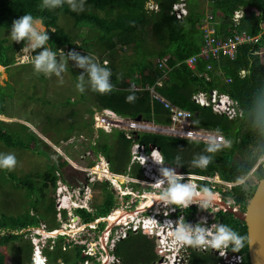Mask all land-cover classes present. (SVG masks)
<instances>
[{
    "label": "trees",
    "instance_id": "trees-1",
    "mask_svg": "<svg viewBox=\"0 0 264 264\" xmlns=\"http://www.w3.org/2000/svg\"><path fill=\"white\" fill-rule=\"evenodd\" d=\"M179 1L82 0L87 7L83 5L82 11H72L66 2L60 7L49 10L41 8L42 0H0V66L5 68L6 72H10L11 78V81L8 80L5 85L0 84V114L10 115L8 103L14 100L20 81L12 77L14 72L19 71L17 67L12 66L16 62V51L21 49L24 43L23 41L11 43L8 39L2 38L1 33L10 31L13 20L22 15L31 14L34 18H42L44 28L49 30L50 41L47 46L52 50H72L77 47L85 51L90 41L91 47L98 43L110 58V60L102 59L101 64L106 61L107 67L111 69L110 80L114 84V89L110 93L99 94L88 86L92 97H85L83 94L78 100L86 103L85 111L90 115V119L82 117L81 120L79 118L72 120L70 115L74 116L75 111L64 115L67 120L59 119V117L52 119L45 108L38 113V116L44 117L46 121L49 120L52 126L65 125L59 131L64 135L62 141H69L72 137H79L82 131H87L90 134V140L86 152L93 155L95 159L104 157L109 163L110 170L120 175L142 178L139 164L131 163L133 145L139 144L147 152L151 145L157 146L163 156L165 168L174 169L177 173L210 177L218 175L223 181L229 183L241 181L264 155V120L257 119L256 115L257 111H264V64L261 57V54L264 55V33L257 42L238 46L233 58L224 54L217 59L201 56L197 60L196 67L190 68L186 61L191 56L199 54L205 43L202 26L207 13L199 10L198 0H186L187 15L179 19L172 11L173 6ZM207 1L210 5L208 14L217 21L219 38L230 36L229 28L233 27L234 14L239 10H242L244 15L238 24L237 32L239 34L246 32L251 37L260 35V24L264 21V0ZM80 4H77L78 7ZM151 4L157 9H151L149 7ZM61 18L72 20V33L60 26ZM81 28H86V37L79 44H74L77 33H74L73 29L78 31ZM127 47L132 49L130 56L124 52L117 55ZM135 51L137 57L134 55ZM164 59H166V67L159 69V62ZM209 64L212 65L211 70L207 69ZM30 66L32 67L31 64ZM243 69L248 70V74L241 78L240 71ZM161 72L167 74L163 75ZM160 80L163 82L162 86L157 85ZM225 80L230 82L227 83ZM132 84L139 89L134 90ZM151 88L172 104L194 114V125L197 128H205L223 135L230 147L222 148L215 153L213 162L207 169L201 170L191 167V163L194 156L198 158L201 154L211 155L203 151L204 142L152 133H136L131 138H127L124 132L118 130L111 133L104 130L95 132L91 118L94 110L99 109H111L131 119L140 118L156 124H169L168 111L160 100L152 96ZM214 89L230 95L237 102L241 115L229 120L223 115L214 113L212 109L203 108L194 102L195 94L210 92ZM130 95L134 97L132 101L126 99ZM28 98L41 101L43 105H47L46 107L51 104L50 99H44V95L37 97L36 92ZM75 103L77 101L67 98L61 106L65 110L67 106ZM55 107L56 105L53 106ZM35 116L27 118L26 122L32 124L33 118L39 120ZM43 126L40 131L46 136L49 134V129ZM76 131L80 133L74 135ZM95 133L96 137H94ZM50 139L55 146L60 145V138L50 136ZM0 144L6 150H22L47 159L44 171L35 174L18 177L14 171L2 170L0 187L11 186L18 191L24 190L27 199L22 203L23 212L18 217L15 219H12L13 216L0 217V230H11L9 236L0 238V247H2L11 240H16L20 244L23 242L22 235L12 234L16 229L38 225L41 221L48 222L49 219L55 222L54 192L59 179L58 173H62L67 162L59 156L56 161H51L50 157L57 155L52 146L23 123L0 120ZM256 175L259 180L264 178L262 164L257 169ZM86 183L87 180L84 179L81 184L83 186ZM81 184L77 186L82 187ZM202 185L209 190L212 187L216 188L208 181L198 180V187ZM97 186L103 192L102 203L93 204L95 210L92 213L82 209L77 210V214L81 215L86 222L107 216L116 206L114 193L109 183L97 182L93 188ZM243 187L244 184H240L232 186L226 192H223L221 188L217 190L223 193L224 199L233 198L238 208L245 211L257 185L251 191H245ZM193 210H195L194 207L187 209L186 212ZM215 217L219 224L229 226L244 237L243 246L239 250L233 251L231 244L227 250L230 255L242 257L239 264H250L245 223L236 219L232 213L223 210L219 211ZM20 244L16 245V253L18 251L20 256H23L22 264H26L32 247L30 243ZM58 246L61 247L62 242H59L56 248ZM76 250L74 258L76 264L90 259L89 256L85 259L81 257L80 248ZM47 252L51 251L46 250ZM114 253L123 264H154L159 257L154 243L142 231L137 233L129 231L127 238L118 242ZM47 255L51 257L49 253ZM188 255L189 264H218L221 260L211 251L195 248H191ZM61 259L66 264L71 263L67 254H63ZM0 264H6V256L1 252Z\"/></svg>",
    "mask_w": 264,
    "mask_h": 264
},
{
    "label": "clouds",
    "instance_id": "clouds-1",
    "mask_svg": "<svg viewBox=\"0 0 264 264\" xmlns=\"http://www.w3.org/2000/svg\"><path fill=\"white\" fill-rule=\"evenodd\" d=\"M181 1L182 0H180L177 4H179ZM65 2L69 5L70 10H72V11H78V10L82 11L83 10L82 0H81V4L79 5V7H78L77 3L75 2V0H42L41 8H47V9L51 10V9L60 7ZM184 2L186 4V0H184ZM151 5H153V4H151ZM186 10H187V7H186ZM173 14H175V13L173 12ZM51 31H53V30H51ZM48 32H49V30H46L43 26L42 18H40V17L34 18L31 14H25V15H22L19 18L12 21L10 32H9V37H10L12 42H15V43H20L22 41L24 42L20 52L16 53V58H17L18 63H20V64H25V63L31 64L33 66V70L37 74L42 73L46 77L54 74L57 77H60L61 73L64 72L66 69L65 54H64L63 50L56 49L54 51L50 47L47 46L48 42L50 41V37H49ZM37 49H41V50L39 52H36ZM33 53H35V54H33ZM58 57H59V59H58ZM67 59L75 61V65H74L75 67H77L79 69H83V71L78 75V80H77V83L75 85L76 89L79 92L83 93L85 91V85L86 84H87V86H89L91 88L92 91H95L99 94L110 93L114 89V84L110 80V77L112 76V71L109 67H107L106 62H105V64L102 65L99 62V60H97L92 55H89V54L82 55L81 53H78L75 51H69L67 53ZM209 65L212 66L211 64H209ZM242 71H245V76H246L248 74V70L243 69L240 71V77L244 78L245 76L242 77V75H241ZM85 77H87V80L85 79ZM206 79L209 80V77L206 76ZM61 82H62V80H61ZM227 83H229V82H227ZM214 90H216V89H214ZM216 91H218V90H216ZM219 93H221V92H219ZM197 94H195V95H197ZM223 94H226V93H223ZM230 98H231V96H230ZM126 99L128 101H132L134 99V97L130 95V96L126 97ZM194 102H195V100H194ZM203 108L212 109L211 107H203ZM104 110H110L112 112H115L111 109H102L99 112H98V110H95L94 114L91 118L94 129L104 130L102 128H97L95 126V118H94L97 113L98 114L102 113V111H104ZM212 111L214 112L213 109H212ZM216 114H218V113H216ZM117 115L121 116L122 118H127V117H123L120 114H117ZM256 115H257V119L264 120V111H257ZM127 119H131V118H127ZM139 120H142V119H139ZM115 130H117V129H115ZM115 130H112L111 132H113ZM118 131H121V130H118ZM105 132H107V131H105ZM111 132H107V133H111ZM121 132H124V131H121ZM135 134L136 133H133V135H135ZM189 135H191V134H189ZM126 136H127V134H126ZM41 138L44 139L43 137H41ZM47 143H48V141H47ZM48 144H50V143H48ZM227 147H230V144H229V142L224 141L222 137H209L205 142V147H204L203 151L207 152L211 155L201 154V155H199L198 158H196L194 156L192 163H191V167L199 168L201 170L207 169L209 164L212 163L214 160V154L217 153L218 151H220L222 148H227ZM158 152L159 153L156 154L155 152L153 153L149 150L146 154L149 157H151V155H153V157H154L153 163L161 166L158 170L161 173V177H167V181H165L161 177H155L154 178L155 179V185L154 186L156 188H160L162 185L167 183L168 187L166 190L161 191L155 197V199L158 202L163 201L164 206L176 205L180 209L189 208V206L191 204L196 203L197 201L200 202V204H199L200 208L210 207L211 204L219 198L215 193H213L210 190L217 189V185L225 184L224 185L225 190H224V188H221V187L220 188L222 189L223 192H226L232 186L237 185V184L240 185V183L243 182L250 175L251 172H252V174L255 173L257 171V169L260 167V165H257L258 167L255 169V167H256V165H255L254 168H252L251 171L247 174V176L237 183H229V182L223 181L218 175H215L212 177L201 176V177H210V178L218 177V180L220 183H217L216 181L212 182V181H208V180H203V181L210 182L216 188L212 187V189L209 190L208 187L202 185L200 188L198 187L199 191H197L196 188L198 186V180L195 179V177L193 176L194 174L177 173V172H175L174 169L165 168L164 163H163V156H161L160 151H158ZM176 159H178V157ZM97 160H98V162H96V163H97V165H99V162H100L99 158ZM16 163H17V161H16V157L14 154H12V153H8V154L0 153V169H8L9 171H12L13 168L15 167ZM95 164L91 165V167L95 166ZM139 166H140V164H139ZM109 170H110V167H109ZM141 171H142V169H141ZM110 172H112V171L110 170ZM112 173H114V172H112ZM195 176H197V175H195ZM59 182L60 181H57L55 192H54V202H55V209H56L55 225L58 224V227H52L48 223V225H49L48 229L49 230L59 229L61 231L69 232L68 233L69 235H63L62 234V235H58L57 238H55L57 244L59 242H62L61 247L66 248L65 250L68 249L67 246H71V245L75 246L74 249L80 248L82 250L84 248V246L86 245L84 240L88 239L84 232L86 229H88L92 226H89L87 224H84V223L78 221L80 215L77 214V210H79V209L86 210V209L85 208L73 209L70 203H71V201H74V200H75V202L79 201V203H82L83 199L85 198V194L83 192H81L80 195L76 196L72 190V186L66 183L69 186V188L60 193V195H63L65 197V199L63 201L65 208L63 209V211L61 213H59L57 210V207H56V194L58 192ZM97 182H103V181L97 180L94 182V184H96ZM195 183L197 184V186ZM94 184L89 183V186L93 187ZM226 185H228L229 187ZM109 186H110V184H109ZM221 194H223V193H221ZM128 197L129 196H127V198ZM229 198H227V200ZM88 200H92V198H89ZM65 202H66V204H65ZM164 210L165 209L160 208V212L156 213V215H158L159 219L164 217L163 216ZM70 211H71V213L73 211L75 212L74 215L72 214L73 217L71 214H69ZM172 211H175V208H173ZM58 214L60 215V217L58 216ZM67 214L71 217L70 220L74 219L73 223L72 222L69 223L67 220H65V221L60 220L62 218V216H64V218H66ZM148 215H149V213H148ZM215 219H216V217H215ZM44 222H46V221H41L38 225L28 226V227H25L22 229H27V228H31V227H38ZM75 222H77V223H75ZM130 224H132V221H130ZM163 226L166 229H170V231L168 232V235L171 237L173 244L190 245L189 250L191 248L196 249L197 247L198 248L211 247L214 249H221V248H226L231 244L232 250L237 251L243 246L242 242L244 240V237L239 235L236 231H234L232 228H230L229 226H227L225 224L212 225V228L215 229L214 232L212 231V228L201 227L200 224H197L195 227H193L192 225L184 222L180 218H178L175 221H173L171 219H166L165 221H163ZM118 227H122V229H120ZM123 227L125 228L123 223H121L118 226H114L112 233L109 234V236H108V239L105 238L106 233H107L106 232L105 234L102 233V236L100 237V242H91L90 244L92 245V247L95 248L94 249L95 253L89 252L88 249L91 247V245L89 248H88V246H86L89 255H86L84 251H81V257L85 259L86 257L89 256L90 259H87L84 262H81L79 264H86V263L87 264H99L100 261L97 260V258H100V253H102L103 256L105 255L104 264H115L113 256H116V254L114 253V250H112V249L116 248V245L118 244V242L127 238L128 232L131 231L129 229V230H127L126 236H124V237L120 236L119 238H116V232H120L121 230H123ZM95 229H97V228H95ZM100 229H102V228H100ZM18 230H14L12 232V234H14V232H16ZM73 231L74 232L78 231V232H77V235H74L73 237H71V234L73 233ZM91 231H95V230H91ZM140 231H142V230H140ZM113 234H114V236H113ZM17 235H22V238L24 240V238H25L24 234H17ZM36 236L40 237L41 235L36 234ZM110 238H111V240H110ZM26 239L28 240V242L30 243V245L32 247L31 255L29 258L30 261L27 262L26 264H33V263L38 264V256L42 259L43 264H49L48 258L44 254L43 255L37 254V257L35 256V258H34L33 243L29 240V238H26ZM49 240H52V239L50 238ZM104 240L107 241L106 246L108 245V242H111V241L113 242L111 244H114V247L111 244L108 245L109 252H107L106 250L104 251L101 247V246H103L105 248V246H104L105 243L103 242ZM64 242H65V245H64ZM57 244H55V246H53L51 249L48 247L44 248L43 252L45 250L52 251L57 246ZM183 248H184V246L180 247L177 251L171 252L169 254V258L168 257H161V258L164 259L165 262H167V263L171 262L170 264H178L179 263L178 258L181 259L180 255H182ZM116 257H118V256H116ZM44 258H46V261L44 260ZM58 260H60V259H57V261ZM57 261H56V264H63L61 262L57 263ZM61 261H62V259H61Z\"/></svg>",
    "mask_w": 264,
    "mask_h": 264
},
{
    "label": "built area",
    "instance_id": "built-area-1",
    "mask_svg": "<svg viewBox=\"0 0 264 264\" xmlns=\"http://www.w3.org/2000/svg\"><path fill=\"white\" fill-rule=\"evenodd\" d=\"M151 9H157L156 6L151 5ZM173 12L175 13L177 18H182L186 16L187 10H186V4L184 0H182L179 4H176L173 6ZM244 15V12L242 10H239L235 12L233 17L232 25L233 27L229 28L230 36L225 38H219L217 35V21L211 14H207L206 18L204 20V24L202 26V29L204 30L205 35V43L202 46L200 53L192 56L186 61V64L190 68H195L197 64V60L201 56H205L207 58H214L217 59L220 55L224 54L231 58L235 56V52L238 48V46H241L245 43H254L257 42L258 39L261 37V35L264 33V21L261 22L260 28L261 33L259 36L251 37L246 32L238 33L237 27L240 23L242 17ZM166 67V59L159 62V69H163ZM208 70L212 69V66L208 65ZM163 75H166V72H161ZM242 77L245 76V71L241 72ZM227 82H230V80H226ZM162 81H158L157 85L162 86ZM132 88L134 90L139 89L135 85L132 84ZM150 92L152 96L160 100L163 103V106L165 110L168 111V114L170 116V123L167 125L163 124H156L153 121H144V120H136V119H127L122 118L121 116L117 115L115 112H112L110 110H104L102 113H97L95 115V126L97 128H102L107 132H111L112 130H121L124 131L127 134V138H131L133 133H152V134H159V135H165L170 137H176L180 139L190 140V141H200V142H206V140L209 137H222L224 141H227L223 135L220 133H216L212 130H208L205 128H197L194 125V115L185 109H182L180 107H177L176 105L172 104L168 100L164 99L160 95H158L154 88L150 89ZM195 102L199 104L202 107H211L215 113H218L220 115L225 116L227 119L232 120L236 117L241 115V110L238 107L237 102L232 100L229 95L227 94H221L216 90H212L211 92H200L197 95L193 97ZM191 134V135H189ZM228 142V141H227ZM132 158L131 163H138L141 166L142 173L144 177L142 179H137L134 177H131L130 175H122L123 178H125L124 183H121L119 180V174L112 173L109 170V163L107 160H105L104 157H99V165L97 163L95 166H92L88 170V176H87V183L83 185L82 187H76L72 190L75 193V195H80L81 192L85 194V198L83 199L82 203L71 201V206L73 209L76 208H85L88 212L92 211L91 206V200H88L89 198H92V187L89 186V183L94 184L95 181H103L108 182L110 184V189L113 191L115 198L119 200H123L127 196H131V201L129 202L130 207L134 205L135 208V217L132 218V216L129 217V222H123L119 219L114 222L113 224L107 223V233L105 238L108 239L109 234L112 233L113 227L118 226L121 223L124 224L125 228L121 230L120 232H116V238L124 237L127 235V230H131L133 233H137L140 230L144 234H147L148 236H155L157 241H159L161 244H158L157 247V253L160 257H168L169 254L173 251H177L180 247H183L182 255H180L181 259L178 258L179 263L178 264H189L188 263V252L190 245H176L173 244L171 237L168 235V232L170 229H166L163 226V221L166 219H170L168 216L169 213H178L180 219H182L184 222L189 223L193 227L196 226V222L200 223L201 227H206L207 224L206 220L198 221L194 220L195 218H198L194 211H204L205 208L199 207V201L196 203H193L189 206V208L186 209H180L176 205H168L164 206V202L160 201L158 202L155 197L163 190H166L168 187V184L165 183L160 188H156L155 185V177H161V173L159 172L160 165L154 166V164H151L150 157L146 154L147 151H145V148L139 144H134L132 148ZM157 152L156 149H154L151 152ZM148 158V159H147ZM145 159V160H144ZM150 162V163H146ZM153 166L155 168H153ZM153 168L154 170H151ZM196 180H208V181H216L218 180V177L216 178H210V177H201V176H195ZM165 181H167V177H161ZM216 179V180H215ZM219 182V180H218ZM181 183V182H180ZM222 183V182H221ZM136 184L140 186V188H133L132 185ZM196 184V183H195ZM197 186V184H196ZM69 186L67 184H64L62 182H59L58 185V192L56 194V207L59 213L63 211L65 208V205L63 203L65 197L63 195H60L61 192L67 190ZM197 191H199L198 186L196 188ZM142 200V201H141ZM143 202V203H142ZM138 203L137 206L135 204ZM147 205V206H144ZM195 208V210L189 212V216H191V219H186V210L190 208ZM160 208L165 209L166 211L163 212L164 217L159 219L158 215L156 213L160 212ZM175 208V211H172V209ZM117 209H114L113 212H115ZM149 213L148 216L143 217L141 212ZM132 213V212H131ZM71 211H70V213ZM113 214V213H112ZM133 214V213H132ZM140 214L142 216H140ZM60 217V215L58 214ZM213 216V215H212ZM73 217V215H72ZM110 216L108 217V219ZM177 218V219H178ZM210 220V217H207ZM177 219H171L173 221ZM186 219V220H185ZM214 219V220H213ZM81 220L79 217L78 221ZM213 225L219 224V221L215 219L213 216ZM108 221V220H107ZM128 221V219H127ZM130 221H132V224H130ZM195 221V222H193ZM71 222H74V219L71 220ZM97 222V219L94 221ZM86 226V225H85ZM84 226V227H85ZM91 226V225H90ZM93 226V225H92ZM95 227V226H93ZM160 230H165V234L167 235V238H160ZM214 232L215 230L212 229ZM77 232H74L71 234V237L74 235H77ZM4 231L0 230V236H2ZM16 234H19V232H15ZM26 233V234H25ZM69 232L67 231H61L59 229L49 230L48 227L45 224H41L38 227H31L27 229H21L20 234L27 235L29 234V240L33 243L34 247V258L37 257V254L43 255L44 248H52V244L56 243L55 238H57L58 235H69ZM122 233V234H121ZM36 234H40V237H37ZM121 234V235H120ZM27 238V237H26ZM52 240H49V239ZM164 240V242H163ZM114 247V244H112ZM102 249L105 251V248L101 246ZM198 250H204V251H211L215 253L221 260L218 264H239L242 260V257L240 255H230L228 252V247L221 248V249H214L211 247H205V248H196ZM90 253H93L94 250L90 247L89 249ZM107 255V254H106ZM105 255L103 256L102 253H100V258H97V260L100 261L99 264H104L105 261ZM33 258V259H34ZM115 264H122L121 260L113 256ZM46 261V258H44ZM168 264L165 262L164 259H162L161 262L157 264ZM37 264V263H33ZM87 264V263H86Z\"/></svg>",
    "mask_w": 264,
    "mask_h": 264
},
{
    "label": "rangeland",
    "instance_id": "rangeland-1",
    "mask_svg": "<svg viewBox=\"0 0 264 264\" xmlns=\"http://www.w3.org/2000/svg\"><path fill=\"white\" fill-rule=\"evenodd\" d=\"M200 1V2H199ZM75 2L81 3V0H75ZM199 3V10L205 13H210L209 9H210V5L208 3L207 0H198L197 1ZM83 4V2H82ZM84 5V4H83ZM85 7H87L86 5H84ZM60 26L63 27L66 31H69L72 33V28H73V24H72V20H70L69 18H61L60 20ZM9 32H4L1 33L2 38H6L9 40V42L11 43H15L12 42L10 37H9ZM74 33H77V37H76V41L74 42V44H79L85 37H86V28H81L80 30L76 31L75 29H73ZM80 33V34H79ZM92 39V38H91ZM90 40V39H89ZM87 46V50L82 51L77 49V47L73 48L72 50L70 49H61L63 50L64 54H65V62H66V69L64 72L61 73L60 77H57L56 75H50V76H45L44 74L40 73L37 75V73L33 70V66L31 67L30 64L25 63V64H20L17 62V58H16V53H19L21 49H18L15 53V59L16 62L12 67H17L19 71L14 72V75H12L13 78H17L19 79V83L17 85V90L15 93V98L14 100L10 101L9 106H8V112L10 113V115H0V120L5 121V122H18V123H23L26 126H28L33 132H35L38 136L43 137L44 141L48 143H50L49 145L52 146L51 148L56 152L57 155L51 156L50 160L52 158L51 161H56L58 156L63 158L66 162L67 165L63 168V171H61L62 173H58L59 176V180L60 182L64 183V184H69L71 185L73 188L78 187V184H81L82 181L87 180V176H88V170L91 168V165H94L96 162H98L97 159H95L93 157V155H91L90 153H87L86 149H87V145L88 142L90 140V134L87 131H82L80 136L77 137H72L69 141H62L63 138V134L60 131V129H63L65 127V125L63 124L62 127H55L52 126L51 124H49V120H45L43 119L44 117L42 116H38V113L43 110L45 108V110L47 112H49V114L51 115L52 119H56L59 117V119H63L64 115H68L70 113V111H75L76 114L74 116L70 115L72 118V120H77L79 118V120H81V118L83 117L84 119H90V115L86 113V103H82L79 102L78 100L81 98V95L84 94L85 97H92V94L89 92V87L87 86V84L85 85V91L83 93L79 92L75 85H76V80H78V75L83 71V69H79L77 67H75V61L72 60H68L67 59V53L69 51H75L78 53H81L82 55H92L93 57H95L97 60H99V62L101 63L102 59L104 60V58L110 60V58H108V53L103 51L102 48H100L99 44H95L94 48L93 46L91 47L90 41L88 42ZM41 49H37L36 52H39ZM117 50V49H116ZM125 53L127 56H130V54L132 53V49L131 47H127L125 48L122 52H118L117 55H120L121 53ZM34 54V53H33ZM135 57H137L136 55V51L134 52ZM119 57V56H118ZM262 57V62L264 64V55L261 54ZM112 58V57H111ZM114 58V57H113ZM59 59V57H58ZM115 59V58H114ZM116 60V59H115ZM104 64V61L102 62V65ZM85 79L87 80V77H85ZM10 80V72L9 71H5V68L0 66V84L1 85H5V83ZM62 80V82H61ZM36 92V96L37 97H41L42 95H44V99L48 98L50 99L51 104L46 107L47 105H43V103L41 101H38L35 99H30L28 98V96H32L34 93ZM67 98H71L72 100H75V102L77 101V103L72 104L70 106H67L64 109H62L61 103L64 102V100H66ZM38 101V102H37ZM56 105L55 108H53V106ZM64 113V114H61ZM36 115V116H35ZM31 116V117H28ZM33 116H35L37 119L33 118V123H28L26 122L27 118H32ZM82 118V119H83ZM67 120V118H64L63 120ZM54 124V121H53ZM43 126V128H48L49 129V134L42 135L40 128L41 126ZM98 129H95V132ZM80 132L76 131V133L74 135H78ZM50 136H52L53 138H60V145L55 146L53 144V142H51L52 140L50 139ZM96 137V133L95 136ZM93 137V140H95ZM0 153L3 154H8V153H12L15 155L16 157V165L13 168L12 171L16 172L17 176H25L28 174H35L36 172H43L45 169V165L47 162V159H45L44 157H40L37 156L35 154H32L31 152H24V151H19V150H6L5 148L2 147V145L0 144ZM132 155V152H131ZM263 165L264 167V155L257 161L256 163V167L257 165ZM141 168V167H140ZM47 169V168H46ZM3 169H0V176L3 174ZM8 171V169L6 170ZM216 178V177H215ZM4 178H2L3 180ZM64 179V180H63ZM120 180H122L121 178H119ZM216 180V179H215ZM217 183L218 180H216ZM259 182V179L256 175V172L252 174V172L250 173V175L240 184H244V190L245 191H251L252 188H254L256 185H258L257 183ZM124 183V182H123ZM223 184V183H222ZM224 185H217V188H224ZM82 186V184H81ZM142 187V185H140ZM228 186V185H226ZM110 187V186H109ZM229 187V186H228ZM225 190V188H224ZM213 193H215L219 198L217 199L218 201L213 202L211 204L210 207L205 208L204 211H194L195 215L198 218H195L194 220H198V221H203L206 220L207 224L205 225L206 227L212 228L213 225V221L212 218L213 216H215V214L221 210L225 211L224 209V204H228L227 201H225V199L223 198L222 194L217 190V189H212L210 190ZM115 197V196H114ZM229 198V197H228ZM131 196H129L128 198H124L123 200H119L117 198H115L116 201V206L114 207V209L117 210H121L123 212L128 213L129 212H133L134 210V205L132 207H130L129 202L131 201ZM230 199H233L230 197ZM26 198H25V192L24 190L18 191L15 190L13 187L11 186H5L3 188L0 187V217L2 218L3 215L5 216H13L12 219H15L16 217H18L22 212H23V207L21 209L22 203L26 202ZM220 200V201H219ZM234 200V199H233ZM103 201V192L102 190L99 188V186H97L95 189L92 187V200H91V206L93 204H101ZM142 201V200H141ZM200 203V202H199ZM233 207L238 208L237 204L234 202V204L232 205ZM113 209V210H114ZM72 214L74 215L75 212L73 211ZM129 215L131 216V214L129 213ZM213 215V216H212ZM140 216H142L140 214ZM210 217V220L209 218ZM0 218V219H1ZM70 216L67 214L66 218H64V216H62V221L67 220L69 223H71L70 220ZM188 218L191 219V216H189ZM77 221V220H76ZM193 221V222H195ZM1 222V221H0ZM80 222V220H79ZM123 222H129V220H125ZM6 223V222H5ZM48 223L52 226V227H58V224L55 225V222H53V219H49L48 222H44L43 224H45L47 227H49ZM200 224L196 222V225ZM106 225V224H105ZM104 225V227H105ZM68 228V227H67ZM120 229H122V227H118ZM124 229V227H123ZM214 229V228H212ZM215 230V229H214ZM3 231V230H1ZM11 230L7 229L4 231L3 235L0 236L1 237H5V236H9V232ZM20 234V229L17 231ZM85 235L86 237L89 239L87 242H97L100 241V237L102 236V233H106V229L102 230L100 229V227L97 228V230L95 231H91L90 228L85 230ZM15 234V232H14ZM26 234V233H25ZM114 236V234H113ZM26 237H29V234L25 235V238L23 240V242H17L16 240H11L10 242H8L6 245H3L2 247H0V252L3 253L6 256V264H22V260L23 256L19 254V252L17 251L16 253V245H24L23 243H29L28 240L26 239ZM148 239H150L154 245L155 248L158 247L157 244V240L156 238H154L155 236H148ZM111 240V238H110ZM85 243V247L88 245V243ZM105 243V250L107 252H109V247L108 245L113 243L108 242V245L106 246V240L103 241ZM54 243L52 244V246H55ZM93 244V243H92ZM65 245V242H64ZM112 245V244H111ZM68 249L62 250V248L60 246H58L54 252V249L51 252H47L49 254H51V257H49L46 253V250L44 251V254L47 256L48 258V263L49 264H56L57 259L60 258V260L57 261V263L61 262V257L63 254H67L69 256V258L71 259V263L70 264H76L74 262V258L75 255L77 253V250L74 249V245L71 246H67ZM99 249V248H98ZM112 249V248H111ZM87 250V247H86ZM115 250V249H112ZM157 250V249H156ZM204 251V250H202ZM30 259L28 258L29 262ZM162 261L161 257H158L157 262H155L154 264H157L159 262ZM80 263V262H79ZM95 263V262H94ZM189 263V262H188ZM166 264V263H165Z\"/></svg>",
    "mask_w": 264,
    "mask_h": 264
},
{
    "label": "water",
    "instance_id": "water-1",
    "mask_svg": "<svg viewBox=\"0 0 264 264\" xmlns=\"http://www.w3.org/2000/svg\"><path fill=\"white\" fill-rule=\"evenodd\" d=\"M139 119L140 118H137V120ZM154 149L160 151L155 145H151L149 148L150 151H153ZM257 167H255V169ZM227 202L228 204H224L225 211L232 213L236 219L246 225L250 264H264V178L258 182L255 192L249 199L245 211L233 207V199L229 198ZM38 261L41 262L40 264H43V261L39 256Z\"/></svg>",
    "mask_w": 264,
    "mask_h": 264
},
{
    "label": "flooded vegetation",
    "instance_id": "flooded-vegetation-1",
    "mask_svg": "<svg viewBox=\"0 0 264 264\" xmlns=\"http://www.w3.org/2000/svg\"><path fill=\"white\" fill-rule=\"evenodd\" d=\"M144 177V175L142 176V178ZM142 178H139V179H142ZM138 179V178H137ZM121 182H124V180H120ZM132 187L135 189V188H140V186H138V185H136V184H133L132 185ZM227 198L228 197H226L225 198V201H227ZM138 205V203H136L135 204V206H137ZM94 210H95V208L93 207V205H92V211L90 212V213H92V212H94ZM166 210H164V212H165ZM148 211H146V212H141V214L143 215V217H145V216H148V213H147ZM112 213H113V210L107 215V216H105V217H98V218H94L92 221H85V220H83L82 219V217H81V215H80V218H81V220H80V222H82V223H84V224H87V225H93V226H95V227H90V229L91 230H97V229H95V228H98V227H100V228H102V230H104V229H106V231H107V223H108V221H107V219H108V217L110 216V215H112ZM133 214L135 213V208H134V210H133V212H132ZM131 213V214H132ZM132 214V215H133ZM164 214V213H163ZM164 216V215H163ZM166 216H168L170 219H177L178 217H179V214L178 213H169L168 215H166ZM188 217H189V212H187L186 213V219H188ZM97 219V222H94L95 220ZM185 219V220H186ZM61 221L63 220L62 218L60 219ZM65 221V220H64ZM187 222V221H186ZM75 223H77V222H75ZM106 224V225H105ZM104 225H105V227H104ZM89 239H86V240H84V242L86 243L87 241H88ZM97 242H100V241H97ZM88 243V248L90 247V242H87ZM56 248V247H55ZM55 248H54V250H55ZM91 248L94 250L95 248L94 247H92V245H91ZM66 248H63V250H65ZM157 249V248H156ZM81 251H84L85 252V254L86 255H89V253H88V250H86V248H85V246H84V248L81 250ZM156 252H157V250H156ZM95 253V252H94ZM43 254H44V252H43ZM45 255V254H44ZM62 263L63 264H66L63 260H62Z\"/></svg>",
    "mask_w": 264,
    "mask_h": 264
},
{
    "label": "bare ground",
    "instance_id": "bare-ground-1",
    "mask_svg": "<svg viewBox=\"0 0 264 264\" xmlns=\"http://www.w3.org/2000/svg\"><path fill=\"white\" fill-rule=\"evenodd\" d=\"M155 153L156 154H158L156 151H155ZM153 155H151V157H150V159H148L149 161H151V164H154L153 163ZM145 160V159H144ZM146 163H150V162H146ZM154 166H156V164H154ZM154 166H153V168H154ZM153 168H151V170H154ZM118 178H121L122 180H124L125 181V178H123L122 177V175H120V177H118ZM120 180V179H119ZM121 183H123V182H121ZM143 203V202H142ZM65 204H66V202H65ZM144 206H147V205H144ZM129 213L131 214V212H129L128 211V213H126V212H123V211H121V210H116L115 212H113V214L112 215H110V218L109 219H107L108 220V222L110 223V224H113L114 222H116L118 219L120 220V221H125V220H127V219H129V217H130V215H129ZM135 214H131V216H132V218L133 217H135L134 216ZM76 232V231H75ZM159 235H160V238H167V235L165 234V230H163V233H162V230H160V233H159ZM163 242H164V240H163ZM158 244H161L159 241H158ZM41 262H39L38 261V264H40ZM171 262H169L168 264H170Z\"/></svg>",
    "mask_w": 264,
    "mask_h": 264
},
{
    "label": "crops",
    "instance_id": "crops-1",
    "mask_svg": "<svg viewBox=\"0 0 264 264\" xmlns=\"http://www.w3.org/2000/svg\"><path fill=\"white\" fill-rule=\"evenodd\" d=\"M104 62H106V61H104ZM101 110H102V109H99L98 112L101 111ZM94 111H95V110H94ZM132 150H133V149H132ZM131 156H132V155H131ZM109 167H110V166H109ZM164 167H165V166H164ZM129 168H130V167H129ZM119 175H120V174H119ZM16 230H18V229H16Z\"/></svg>",
    "mask_w": 264,
    "mask_h": 264
}]
</instances>
